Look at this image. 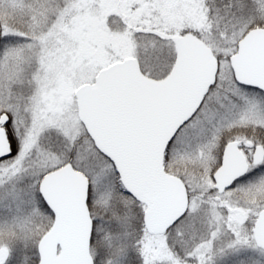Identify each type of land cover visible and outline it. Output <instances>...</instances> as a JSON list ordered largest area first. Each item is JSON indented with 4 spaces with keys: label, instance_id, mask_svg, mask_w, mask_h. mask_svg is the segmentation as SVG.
Returning a JSON list of instances; mask_svg holds the SVG:
<instances>
[{
    "label": "snow or ice",
    "instance_id": "1",
    "mask_svg": "<svg viewBox=\"0 0 264 264\" xmlns=\"http://www.w3.org/2000/svg\"><path fill=\"white\" fill-rule=\"evenodd\" d=\"M0 9V264H264V0Z\"/></svg>",
    "mask_w": 264,
    "mask_h": 264
},
{
    "label": "water",
    "instance_id": "2",
    "mask_svg": "<svg viewBox=\"0 0 264 264\" xmlns=\"http://www.w3.org/2000/svg\"><path fill=\"white\" fill-rule=\"evenodd\" d=\"M71 258L74 261H77L81 258V250L75 240H73L72 242V257Z\"/></svg>",
    "mask_w": 264,
    "mask_h": 264
},
{
    "label": "rangeland",
    "instance_id": "3",
    "mask_svg": "<svg viewBox=\"0 0 264 264\" xmlns=\"http://www.w3.org/2000/svg\"><path fill=\"white\" fill-rule=\"evenodd\" d=\"M7 236V234L5 233V234H2V235H0V238H5ZM16 242H21L19 239H17V241Z\"/></svg>",
    "mask_w": 264,
    "mask_h": 264
},
{
    "label": "flooded vegetation",
    "instance_id": "4",
    "mask_svg": "<svg viewBox=\"0 0 264 264\" xmlns=\"http://www.w3.org/2000/svg\"><path fill=\"white\" fill-rule=\"evenodd\" d=\"M0 11H2V9H0Z\"/></svg>",
    "mask_w": 264,
    "mask_h": 264
}]
</instances>
